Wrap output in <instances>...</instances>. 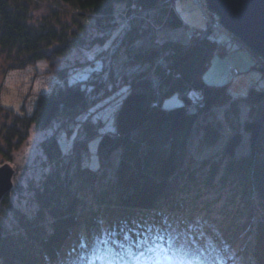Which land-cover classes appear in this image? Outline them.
I'll list each match as a JSON object with an SVG mask.
<instances>
[{
	"label": "trees",
	"instance_id": "obj_1",
	"mask_svg": "<svg viewBox=\"0 0 264 264\" xmlns=\"http://www.w3.org/2000/svg\"><path fill=\"white\" fill-rule=\"evenodd\" d=\"M31 1L0 0V71L46 59L60 80L38 93L32 112L7 111L0 162L13 160L32 127L59 122L70 130L81 121L84 134L67 151L59 131L41 141L49 170L28 187L27 208L6 195L0 264H160L158 244L171 239V227L216 211L248 237L244 252L225 253L219 264H264V85L234 96L228 84L204 79L228 44L210 28L190 30L186 40L167 35V27L187 26L174 0H55L76 10L72 24L59 13L36 22ZM110 42L101 67L67 80L91 60L74 51ZM193 88L202 92L196 103ZM175 92L184 103L163 107ZM114 100L115 128L102 132L91 116ZM99 134L94 168L83 158ZM246 136L248 149L239 152ZM220 233L207 244L225 246Z\"/></svg>",
	"mask_w": 264,
	"mask_h": 264
},
{
	"label": "rangeland",
	"instance_id": "obj_2",
	"mask_svg": "<svg viewBox=\"0 0 264 264\" xmlns=\"http://www.w3.org/2000/svg\"><path fill=\"white\" fill-rule=\"evenodd\" d=\"M173 4L187 26L167 27L164 29L167 35L176 39L186 40L190 34V30L200 31L210 28L211 34L218 37L224 43L226 42L230 48L226 54H215L210 66L204 73L206 82L228 84V88L234 96L246 95L251 85L256 84L259 87L264 85V71L258 66L253 65L256 62L254 55H258L220 22V16L209 10L205 0H201L200 2H197V0H174ZM120 7L122 6L120 5ZM30 10L36 22L43 21L44 19L51 21L55 19L56 13H59V17L63 18V21L72 24L71 20L76 13V10L72 6L58 4L55 0H32ZM208 15L209 17L206 18ZM126 22L120 25L115 34H119L126 25ZM112 43L95 45L92 48L74 51L71 56H80L86 61L91 59L93 63L90 60L89 63H86L87 65L85 64L78 70L73 71L67 80L74 82L85 78L92 69L101 67L104 60L103 52L110 48ZM102 53L103 55L101 56ZM123 57H120L116 65ZM259 58L262 59L260 56ZM109 59L110 57H107L106 63H109ZM262 62L264 64L263 59ZM233 67H237L240 70L236 76H231L230 74ZM59 80L53 72V66L46 59H41L25 68H16L5 72L3 70L0 71V122L7 119V111L10 109L18 112H32L36 105L38 93L49 90ZM188 96L196 103L195 98L190 96V91ZM183 103L184 100L181 95L175 92L165 97L162 105L165 108H171ZM118 106L119 101L114 100L92 114V121L96 123L101 122L98 125L100 131L105 132L115 128L116 109ZM4 108L7 109L5 110ZM245 112L246 104H242L243 117L245 116ZM59 124V122H56L53 126L46 129L32 127L28 136L14 151L13 161L19 165V172L16 175V185H21L22 190L14 189L10 192V198L20 203L23 207L27 208L28 201L30 200L28 187L39 182L49 170V166L45 164L47 157L41 141L47 135L59 131L58 138L61 147L64 151H67L72 147L74 139L82 137L84 134V126L81 121L71 124L70 130L65 128L59 130ZM100 137L101 134L91 140L89 151L83 158L85 164L94 168L100 166L97 152ZM247 149L246 136L239 148V152L247 151ZM113 159L115 162L117 161L116 154ZM0 210L2 211L1 204ZM212 213H209V215L208 213L205 214L202 220L201 218L200 220H198L199 218L194 220L193 216V220L171 227V239L168 242L158 244L157 255L160 258L156 262H160V264H219V257H222L225 253L235 255L240 249L244 252L242 244L248 238L247 233H242L235 225L234 227L233 224L224 222V220H227L226 216L220 215L218 211ZM195 216L197 217V214ZM208 219L214 223L215 227L206 226L205 222ZM216 229H219L222 238H225L227 242L225 246H223V242L220 240L213 241V245L207 244L210 238L213 239L212 235ZM237 231L238 233H236ZM239 233L240 235H237ZM242 254L236 256L237 261L243 256Z\"/></svg>",
	"mask_w": 264,
	"mask_h": 264
},
{
	"label": "water",
	"instance_id": "obj_3",
	"mask_svg": "<svg viewBox=\"0 0 264 264\" xmlns=\"http://www.w3.org/2000/svg\"><path fill=\"white\" fill-rule=\"evenodd\" d=\"M220 22L264 60V0H205ZM17 162L0 163V204L16 188Z\"/></svg>",
	"mask_w": 264,
	"mask_h": 264
},
{
	"label": "built area",
	"instance_id": "obj_4",
	"mask_svg": "<svg viewBox=\"0 0 264 264\" xmlns=\"http://www.w3.org/2000/svg\"><path fill=\"white\" fill-rule=\"evenodd\" d=\"M200 2L201 0H197V2ZM207 15V14H206ZM209 17V15L206 17V18H208ZM207 20V19H206ZM215 26V25H214ZM213 26V27H214ZM239 73V69L238 68H236V67H233V68H231V71H230V74H231V76H236L237 74ZM190 96L192 97V98H195V100H196V102L198 101V100H200L201 98H202V92L200 91V90H196V89H191L190 90Z\"/></svg>",
	"mask_w": 264,
	"mask_h": 264
},
{
	"label": "snow or ice",
	"instance_id": "obj_5",
	"mask_svg": "<svg viewBox=\"0 0 264 264\" xmlns=\"http://www.w3.org/2000/svg\"><path fill=\"white\" fill-rule=\"evenodd\" d=\"M87 245H82V247H86Z\"/></svg>",
	"mask_w": 264,
	"mask_h": 264
},
{
	"label": "bare ground",
	"instance_id": "obj_6",
	"mask_svg": "<svg viewBox=\"0 0 264 264\" xmlns=\"http://www.w3.org/2000/svg\"><path fill=\"white\" fill-rule=\"evenodd\" d=\"M237 68V67H236ZM239 72H240V70H239Z\"/></svg>",
	"mask_w": 264,
	"mask_h": 264
}]
</instances>
